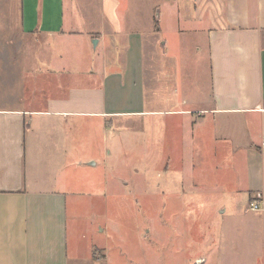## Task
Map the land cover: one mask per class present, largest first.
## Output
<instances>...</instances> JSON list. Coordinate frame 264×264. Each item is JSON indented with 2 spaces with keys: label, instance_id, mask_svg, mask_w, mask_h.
<instances>
[{
  "label": "crops",
  "instance_id": "obj_1",
  "mask_svg": "<svg viewBox=\"0 0 264 264\" xmlns=\"http://www.w3.org/2000/svg\"><path fill=\"white\" fill-rule=\"evenodd\" d=\"M132 6L0 0V60L15 65L12 80L0 76V264L105 262L69 211L97 192V173L111 191L204 185L264 197V0H159L162 54L145 35L156 6ZM144 60H206V91L183 83L188 97L176 103V86L173 105L158 107ZM121 141L140 169L116 172Z\"/></svg>",
  "mask_w": 264,
  "mask_h": 264
},
{
  "label": "rangeland",
  "instance_id": "obj_2",
  "mask_svg": "<svg viewBox=\"0 0 264 264\" xmlns=\"http://www.w3.org/2000/svg\"><path fill=\"white\" fill-rule=\"evenodd\" d=\"M130 3L142 9L150 8L152 4L156 6L149 24L152 30L145 35L146 42L149 40L162 54L159 44L165 36L158 33L160 23L155 15L159 0H130ZM161 8L163 11V5ZM169 19L172 17L168 16V22ZM197 35L198 41L202 40V34ZM6 36L0 34V41ZM184 38L189 40L190 33L185 32ZM66 61L81 69L88 64V60ZM205 62L144 60L146 98H160L162 101L158 107L167 108L174 103L176 95L173 88L181 86L176 100L179 104L182 96L188 97V93L185 94L187 89L183 90V83L188 85L191 81H196L199 94L204 93ZM89 65H92L91 60ZM14 68L13 60H0L3 83L14 78ZM193 74L196 78L192 77ZM163 81L165 85L161 87ZM153 86H158V91ZM152 103L155 106L156 102ZM152 103L148 104L153 106ZM133 121L137 122L131 119L119 120L118 123L125 122L128 125ZM115 145L117 152H113L115 160L111 162L117 166L116 172L126 173L127 170L140 169L144 164L134 161L135 156L124 159L126 156L122 151L130 145L126 146L122 141L115 142ZM97 176L98 173L95 177L97 184L94 185L97 192L92 193L91 197L86 194L78 198L77 209L71 204L69 211L70 219L80 222L79 234L102 248L101 255L106 259L101 264H264L263 195L240 191L219 192L220 187L204 185H197L194 190L185 187L186 191L174 193L165 192L162 187L156 188L155 184L143 194H135L130 189L123 192L124 189L116 191L115 187L111 191L108 187V190L100 183L101 175ZM79 187H85L86 190L92 186L84 183ZM258 198L262 199L261 209L251 211L250 201Z\"/></svg>",
  "mask_w": 264,
  "mask_h": 264
},
{
  "label": "built area",
  "instance_id": "obj_3",
  "mask_svg": "<svg viewBox=\"0 0 264 264\" xmlns=\"http://www.w3.org/2000/svg\"><path fill=\"white\" fill-rule=\"evenodd\" d=\"M262 147L264 148V140L262 142ZM261 203H262V199L261 198L252 199L250 201V210L256 211V210L261 209Z\"/></svg>",
  "mask_w": 264,
  "mask_h": 264
},
{
  "label": "water",
  "instance_id": "obj_4",
  "mask_svg": "<svg viewBox=\"0 0 264 264\" xmlns=\"http://www.w3.org/2000/svg\"><path fill=\"white\" fill-rule=\"evenodd\" d=\"M94 43V42H93Z\"/></svg>",
  "mask_w": 264,
  "mask_h": 264
}]
</instances>
